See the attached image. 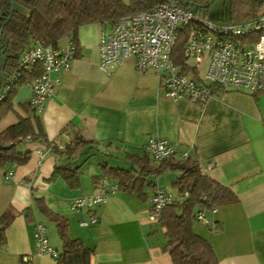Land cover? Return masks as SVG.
I'll return each instance as SVG.
<instances>
[{"label": "crops", "instance_id": "0c3cea01", "mask_svg": "<svg viewBox=\"0 0 264 264\" xmlns=\"http://www.w3.org/2000/svg\"><path fill=\"white\" fill-rule=\"evenodd\" d=\"M107 28L98 22L79 27L73 39L76 54L41 112L31 110V91L24 83L15 88L12 109L0 119L2 131L19 117L36 115L47 141L59 148L76 136L97 142L96 149L84 148L75 185L52 177L64 160L38 139L14 144L15 152H28L24 162L0 161V217L14 213L4 230L0 264H55L52 255L38 254L34 247V225L40 221L49 245L61 250L56 224L44 207L66 218L67 235L92 250L86 264H172L162 249L164 228L148 218L152 187L145 188L146 201L118 189L94 208H72L75 198L100 192L99 180L105 176L100 162L130 168L125 157L147 154L148 136L165 138L187 152L204 174L237 196V202L206 212L210 223L198 221L202 226L194 227L209 240L218 263L264 264V92L215 87L204 103L173 100L164 94L155 72H137L131 58L104 72L98 45ZM65 41L63 37L58 44ZM8 170L13 176L5 179ZM179 176L178 170L166 168L151 179L178 201ZM91 213L97 222L81 225Z\"/></svg>", "mask_w": 264, "mask_h": 264}, {"label": "built area", "instance_id": "2783aa9c", "mask_svg": "<svg viewBox=\"0 0 264 264\" xmlns=\"http://www.w3.org/2000/svg\"><path fill=\"white\" fill-rule=\"evenodd\" d=\"M107 25L108 28L101 31L98 45L99 68L104 72L109 73L113 65L131 58L137 72L154 71L164 94L173 100L186 97L204 103L214 96L215 87L251 93L264 91V13L242 21L211 22L183 8L177 0H169L121 16ZM187 26L191 31L182 49L184 63L178 64L172 54L179 28ZM65 38L63 44L33 42L23 49L15 70L4 81L0 102L23 73L36 68L40 74L25 83L31 91L30 108L34 113L41 112L76 54L74 40L70 36ZM144 151L154 162L171 156H188L187 152L178 151L172 142L159 136H148ZM12 176L11 170L4 174L5 179ZM98 185L99 193L75 198L72 208H94L118 190V184L105 176L100 178ZM172 201L167 192L155 185L150 197L149 220L157 222L162 209ZM214 211L215 208H211L209 212ZM205 213L206 209H199L196 219L208 224ZM96 222L97 217L91 213L80 224L86 226ZM33 239L36 253L56 257L57 250L49 245L45 226L40 221L35 222Z\"/></svg>", "mask_w": 264, "mask_h": 264}, {"label": "trees", "instance_id": "16d2710c", "mask_svg": "<svg viewBox=\"0 0 264 264\" xmlns=\"http://www.w3.org/2000/svg\"><path fill=\"white\" fill-rule=\"evenodd\" d=\"M162 0H15L14 10L5 23L0 34L1 48L4 51V81L16 68L19 53L33 42L57 45L58 41L70 36L74 39L81 25L88 23H108L121 16L134 14L153 7ZM185 0H177L183 8L198 14V9L184 4ZM195 3H204L207 0H186ZM250 13L240 19L242 21L254 18L257 9L264 5V0H255ZM11 0H0V26L10 13ZM191 8L193 10H191ZM264 9V6H262ZM191 31L187 26L179 28L173 51L175 63L183 64V45ZM1 68V59H0ZM186 69V68H183ZM40 74L39 69L23 73L16 85L0 102V119L12 109L10 99L15 88L33 79ZM0 75V85H1ZM264 92V91H261ZM261 92H255L258 94ZM30 106V104H29ZM32 110V109H31ZM27 138L38 139L47 148L64 162L55 166L52 177H63L70 185L77 184L76 173L81 164L84 148L91 146L96 149L97 142L76 136L69 140L62 148L48 142L40 124L39 118L34 116L19 117L17 122L0 131V161L9 159L15 163H22L28 157V152L14 151V144ZM88 153V152H87ZM130 168L114 167L106 162H100L103 175L113 179L118 189L127 193H136L140 200H147L146 187H154L155 177L166 168L178 170L180 176L175 181L180 200H173L167 204L156 222L164 228L165 241L162 249L166 251L172 264H219L218 258L209 240L194 230L196 212L204 208L207 212L216 206L237 202V196L228 187L202 172L197 159L188 155L186 158L171 156L159 162H151L148 154L143 157L128 156ZM86 159V158H84ZM110 180V179H109ZM41 207V201L37 199ZM43 211L52 219L57 227L61 239V250H57L55 264H86L89 262L91 249L84 246L79 238L67 235V221L61 215L43 208ZM14 213L5 212L0 217V245L4 241V230L13 219Z\"/></svg>", "mask_w": 264, "mask_h": 264}, {"label": "rangeland", "instance_id": "374dc122", "mask_svg": "<svg viewBox=\"0 0 264 264\" xmlns=\"http://www.w3.org/2000/svg\"><path fill=\"white\" fill-rule=\"evenodd\" d=\"M255 0H213V2L204 9H198V14L211 22H231L232 19H240L246 17L250 13V8L255 4ZM261 8L257 9V14L264 11ZM195 9V7H193ZM191 8V10H193ZM207 212V211H206ZM202 224L198 221L195 222L194 227L200 228Z\"/></svg>", "mask_w": 264, "mask_h": 264}, {"label": "water", "instance_id": "95a60500", "mask_svg": "<svg viewBox=\"0 0 264 264\" xmlns=\"http://www.w3.org/2000/svg\"><path fill=\"white\" fill-rule=\"evenodd\" d=\"M162 1H169V0H162ZM213 2V0H207L204 3H195V2H191V1H183L184 4H189L195 8H200V9H204L207 8L211 3ZM14 6H15V0H11V5H10V13L9 15L5 18L4 22L1 24L0 26V32H3L4 29V25L5 23L9 20L11 13L14 10ZM6 49V46H4L1 50H0V59H1V68H0V75H1V85H0V93L3 90V85H4V71H3V65H4V51Z\"/></svg>", "mask_w": 264, "mask_h": 264}]
</instances>
